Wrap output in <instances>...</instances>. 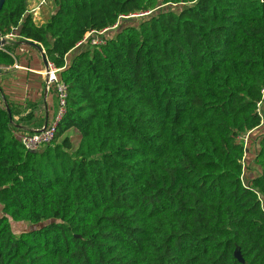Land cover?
<instances>
[{
  "label": "trees",
  "instance_id": "obj_1",
  "mask_svg": "<svg viewBox=\"0 0 264 264\" xmlns=\"http://www.w3.org/2000/svg\"><path fill=\"white\" fill-rule=\"evenodd\" d=\"M29 1L0 9V68L41 44L66 109L28 151L0 105V264H264V0Z\"/></svg>",
  "mask_w": 264,
  "mask_h": 264
},
{
  "label": "crops",
  "instance_id": "obj_2",
  "mask_svg": "<svg viewBox=\"0 0 264 264\" xmlns=\"http://www.w3.org/2000/svg\"><path fill=\"white\" fill-rule=\"evenodd\" d=\"M10 46L15 62L0 68V105L6 107L9 103L15 110L14 119L20 122L21 129L35 131L43 126L45 119L49 123L53 117L55 90L47 86L42 75L46 67L38 50L20 43ZM15 64L19 67H14Z\"/></svg>",
  "mask_w": 264,
  "mask_h": 264
},
{
  "label": "built area",
  "instance_id": "obj_3",
  "mask_svg": "<svg viewBox=\"0 0 264 264\" xmlns=\"http://www.w3.org/2000/svg\"><path fill=\"white\" fill-rule=\"evenodd\" d=\"M38 1V0H36ZM35 1V4H32V7L30 10H28L34 19V16H36L40 10V5L45 3V0H39L38 2ZM36 22V21H35ZM39 24H42L40 22ZM117 26V23L114 24L111 28H115ZM108 28L102 29L100 31L91 30L86 32L83 39L77 43V46L81 43L85 42L90 38V44L93 46H99L101 44L105 43V39L102 36L104 32H106ZM15 36L13 34H6V35H0V39L3 38H14ZM1 47V46H0ZM14 67L18 68V65H14ZM59 69L56 68L53 63L48 61L47 68L42 72V75L45 77L47 86L54 87L55 94H56V108L53 114L52 119L49 123L46 124V127L42 131H33V132H22L18 133V139L20 140L22 146L28 150V151H35L40 149L42 146H45L47 144H50L56 133V127L58 122L61 120L63 114L65 113L66 109V96H67V86L65 83L58 80L57 73ZM264 103V87L261 90V100L257 103V113L261 118H263L262 108ZM249 133L245 134L241 137L243 140L244 145V151L246 150L247 145V139H248Z\"/></svg>",
  "mask_w": 264,
  "mask_h": 264
},
{
  "label": "rangeland",
  "instance_id": "obj_4",
  "mask_svg": "<svg viewBox=\"0 0 264 264\" xmlns=\"http://www.w3.org/2000/svg\"><path fill=\"white\" fill-rule=\"evenodd\" d=\"M35 1L36 0L29 1L28 10H30V8L32 7V4H35ZM52 11H53V3L51 2V0H45V3L40 5V10L38 14L34 16L36 23L39 24L40 22L47 20L50 17ZM49 116H50V113H49ZM252 147H253V141L252 140L249 141L247 139L246 149H247V152L249 151L250 153V155L247 156L250 158V165H249V168L245 170L246 171L245 174H248L249 176L254 175L257 171V166L255 165L254 159H253ZM0 215H1V210H0ZM8 220L10 223L11 231L15 236H18L22 232L31 231V230L43 227L52 221V220H42L40 222L34 223L30 221H16L10 217H8Z\"/></svg>",
  "mask_w": 264,
  "mask_h": 264
},
{
  "label": "water",
  "instance_id": "obj_5",
  "mask_svg": "<svg viewBox=\"0 0 264 264\" xmlns=\"http://www.w3.org/2000/svg\"><path fill=\"white\" fill-rule=\"evenodd\" d=\"M3 3H4V0H0V9L2 8L3 6ZM6 43V40L5 38L3 39H0V46H3L4 44ZM17 43H20V44H23V45H27V46H30V47H34L36 50H38V52L41 54V57H42V61H43V64L44 66L47 68V65H48V60L46 58V55H45V51L42 49L41 45L38 44L37 42L35 41H32V40H28V39H24L22 41H18ZM6 110L8 111L9 113V108L8 106L5 107ZM46 124H47V119H45L44 123H43V126L35 131H42L45 127H46ZM234 257L241 263L244 262L239 250H235L234 251Z\"/></svg>",
  "mask_w": 264,
  "mask_h": 264
}]
</instances>
